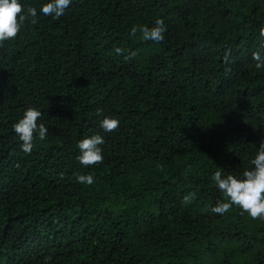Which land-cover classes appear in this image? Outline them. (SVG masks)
<instances>
[{"label":"trees","instance_id":"1","mask_svg":"<svg viewBox=\"0 0 264 264\" xmlns=\"http://www.w3.org/2000/svg\"><path fill=\"white\" fill-rule=\"evenodd\" d=\"M19 2L37 23L0 47V264H264V219L211 211L213 174L241 177L264 139V0H71L58 20ZM157 19L162 42L130 35ZM28 107L48 134L25 153Z\"/></svg>","mask_w":264,"mask_h":264},{"label":"clouds","instance_id":"2","mask_svg":"<svg viewBox=\"0 0 264 264\" xmlns=\"http://www.w3.org/2000/svg\"><path fill=\"white\" fill-rule=\"evenodd\" d=\"M71 0H49L40 7V12L45 16H51L53 19H59L64 15L65 9L70 5ZM37 9L29 6L25 10L19 0H0V47L5 41L14 40L21 30L25 21L31 24L37 23ZM166 26L162 19H157L153 27L133 26L130 35L135 36L140 33V39L144 41L162 42ZM259 39L261 47H264V25L259 29ZM117 54L123 52L122 49H115ZM135 53H129L134 56ZM227 58V57H226ZM253 59L256 61L257 69L264 68V56L260 52L253 53ZM100 115V109H97ZM42 113L34 107H28L24 110L22 117L13 124V131L21 141V150L30 153L33 147L34 138L43 141L48 128L40 123ZM120 121L111 116H104L99 121V127L104 132H113L119 127ZM104 143L101 135H92L82 138L77 143L79 155L76 159L85 167L103 162L102 150L99 147ZM250 169L242 172L241 177L234 175L223 176L220 171L213 174V181L218 190L223 194L224 200H218L211 208L213 213L224 215L233 205L238 206L242 212L247 213L252 219H264V139L259 141V147L254 158L251 160ZM78 183L91 185L94 182L93 176L78 175ZM195 193H190L184 197V203L194 200Z\"/></svg>","mask_w":264,"mask_h":264}]
</instances>
